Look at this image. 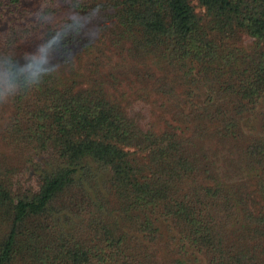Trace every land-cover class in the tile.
I'll return each instance as SVG.
<instances>
[{"label":"trees","instance_id":"trees-1","mask_svg":"<svg viewBox=\"0 0 264 264\" xmlns=\"http://www.w3.org/2000/svg\"><path fill=\"white\" fill-rule=\"evenodd\" d=\"M194 1L0 0V264H264V0Z\"/></svg>","mask_w":264,"mask_h":264},{"label":"rangeland","instance_id":"rangeland-1","mask_svg":"<svg viewBox=\"0 0 264 264\" xmlns=\"http://www.w3.org/2000/svg\"><path fill=\"white\" fill-rule=\"evenodd\" d=\"M191 4L194 6L195 11H199L200 9L196 6V3L194 0H190ZM83 36L90 35L91 37L95 36V29L94 24L95 21L90 17H84L83 18ZM239 43L245 47L249 46L251 44V39L242 35L239 38ZM117 58L113 57V61H116ZM125 68L119 69L120 71H123ZM128 76L124 77L121 76V82L117 83H110L111 85H108L107 88H109L115 96L119 97L121 94H125L126 101H128V105H125L128 107L127 109L130 111L132 110V115L136 118V120L140 123V125H143L144 127L151 126L154 128V130H160L163 126H166L167 123L172 121V117L178 118V115L175 113L176 109H173L172 107H169V110H166V112L161 113L159 109V100L155 99V97H149V99L146 101L144 98V95L142 93L143 90V84L144 81H137L133 80L134 77L132 76V73H127ZM144 74V70L142 68V75ZM143 77V76H142ZM143 80V79H142ZM155 96V95H154ZM124 105V104H123ZM3 108V107H2ZM5 111L7 110L6 107L3 108ZM168 120V122H167ZM258 119H252L250 124L252 125V133L261 135L262 134V128H260L261 123L257 122ZM175 121V119H174ZM167 122V123H166ZM176 122V121H175ZM254 126V127H253ZM247 130V129H245ZM189 134V133H187ZM215 134L211 133V131H204L203 136L200 138H195V145H193L192 150H195V152L199 153L200 148L204 149V152H206L207 155H215L217 154L219 156L220 161L216 164L222 167L227 166L228 164L223 163L222 158L223 156L232 159H239V156H237V152H239V144L238 143H218L216 140ZM231 145V147H230ZM238 145V146H237ZM243 145V144H242ZM241 145V146H242ZM217 152H213L216 151ZM232 170V169H231ZM234 170H237L236 168ZM241 175L236 176V179H239Z\"/></svg>","mask_w":264,"mask_h":264},{"label":"clouds","instance_id":"clouds-1","mask_svg":"<svg viewBox=\"0 0 264 264\" xmlns=\"http://www.w3.org/2000/svg\"><path fill=\"white\" fill-rule=\"evenodd\" d=\"M88 14H90V13H87V12L84 13L85 16H87ZM58 31H59V32H62L63 29H60V30H58Z\"/></svg>","mask_w":264,"mask_h":264}]
</instances>
